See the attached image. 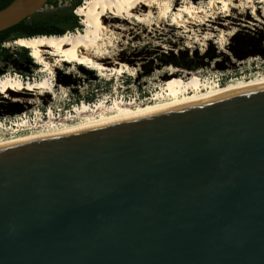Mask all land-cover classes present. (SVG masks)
Returning <instances> with one entry per match:
<instances>
[{
  "label": "water",
  "instance_id": "95a60500",
  "mask_svg": "<svg viewBox=\"0 0 264 264\" xmlns=\"http://www.w3.org/2000/svg\"><path fill=\"white\" fill-rule=\"evenodd\" d=\"M0 264H264V82L0 147Z\"/></svg>",
  "mask_w": 264,
  "mask_h": 264
},
{
  "label": "rangeland",
  "instance_id": "374dc122",
  "mask_svg": "<svg viewBox=\"0 0 264 264\" xmlns=\"http://www.w3.org/2000/svg\"><path fill=\"white\" fill-rule=\"evenodd\" d=\"M84 1L47 0L32 17L61 22L66 12H76ZM225 1L227 6L224 7L222 0H155L138 10L140 19L107 20L108 30L102 37L100 51L90 50H93V55L104 57L102 61L107 69L103 71L75 62L58 61L57 56L48 53L45 54L50 56L52 72L45 70V64L31 55L30 61L21 64L19 46L14 44V40L6 41L3 45L7 54L0 58V79L6 75L13 76V73L24 78L48 77L53 87L51 91L37 95L0 94V115L48 105L62 106L61 115L68 114L71 101L62 103L65 91L72 102L83 99L84 103L102 102L110 109L119 103L123 108H133L154 102V96L158 102L171 81L190 82L199 78L211 82L216 70L240 76L223 84L264 75V0ZM77 3L80 4L76 6ZM185 5L192 6L196 12L193 15L181 12V20L174 19L179 8ZM165 10L167 12L164 13ZM172 54H187L196 68L190 70L165 61L164 55ZM169 66L182 69L187 76L196 72L201 78L195 73L187 79L178 77L176 73L169 74ZM115 67L121 71H116ZM150 95L151 98L143 99ZM133 98H137V102L132 101ZM138 99L142 101L138 102ZM70 113L73 115L72 111Z\"/></svg>",
  "mask_w": 264,
  "mask_h": 264
},
{
  "label": "bare ground",
  "instance_id": "6f19581e",
  "mask_svg": "<svg viewBox=\"0 0 264 264\" xmlns=\"http://www.w3.org/2000/svg\"><path fill=\"white\" fill-rule=\"evenodd\" d=\"M222 1L224 7L227 6L226 1ZM154 2L155 0H85L77 7L75 12L81 17V24H83L82 30L68 32L63 35H39L29 38H19L14 41V44L28 48L30 55L39 62L44 63L45 70L51 72L53 68L50 63V56H47L45 53L57 56L58 61L75 62L103 71L107 69V66L102 61L104 57L95 56L92 54V51H100L98 49L102 46H100L102 37L104 32L108 30L106 21L111 18H121L128 21H132L133 18L140 19L137 14L138 10L142 8V6ZM165 12H167V10H165L164 13ZM181 12L193 15L196 11L192 6L185 5L179 8L174 19L181 20ZM91 49L93 50L90 51ZM116 71H121V68H116ZM198 79L190 82L171 81L165 91L166 93L161 95L162 99L158 102L156 101L157 97L154 96V102L150 101L142 106L136 105L133 108H129V106L123 108L121 103H119L115 108H111L112 110L114 109L113 113H111L112 110L108 106L102 104V102H97L95 104L82 102L81 105L74 107L73 115L71 113L67 115V119L75 117L74 121L62 120L60 123H56L52 115H50L49 121L47 122L48 126L44 130L2 139L0 140V147L14 146L35 139L80 130L95 123L112 120L148 109L183 104L217 92H227L246 88L263 83L264 75L247 79H238L219 85L214 84L213 81L208 82ZM167 83L168 82H166V86ZM51 90L52 81L48 77L33 82H25L17 76L11 75H6L0 79V94L10 95L11 92H15L37 95Z\"/></svg>",
  "mask_w": 264,
  "mask_h": 264
},
{
  "label": "built area",
  "instance_id": "2783aa9c",
  "mask_svg": "<svg viewBox=\"0 0 264 264\" xmlns=\"http://www.w3.org/2000/svg\"><path fill=\"white\" fill-rule=\"evenodd\" d=\"M168 70H169V74L176 73L178 74V77L183 78V79H187L194 73L200 77V75L196 72H190V76H187L184 73L185 71L177 67L169 66ZM182 71L183 73H181ZM12 75L17 76L24 81H29V80L34 81V80L40 79L36 77L30 78L29 76H25L24 78L22 75L18 73H13ZM239 77L232 76L230 72L216 70L211 76L210 81H213L214 84L219 85V84H223L229 80H232L234 78H239ZM63 97H64V100H63L64 102L62 101L63 104H68V102L71 101L69 110L72 111L73 114H74V107L81 105L82 102H85V100L83 99L79 100L78 102L77 101L72 102V99L70 98L69 93L66 91L63 92ZM150 97L151 95L144 96L143 99L147 100ZM136 99L133 98L132 101H136ZM139 101H142V100L138 99V102ZM87 103L92 104L90 102H87ZM62 108H63L62 106L59 107V106H52V105L41 106V107L39 106L29 111H21V112H17L13 114L0 115V140L16 137L21 134L36 132L38 130H44L48 126L47 122L49 121L50 115H52V118L54 122L56 123H60L62 120L74 121L75 117L67 119V115H70V111L68 112V114L61 115Z\"/></svg>",
  "mask_w": 264,
  "mask_h": 264
},
{
  "label": "trees",
  "instance_id": "16d2710c",
  "mask_svg": "<svg viewBox=\"0 0 264 264\" xmlns=\"http://www.w3.org/2000/svg\"><path fill=\"white\" fill-rule=\"evenodd\" d=\"M11 1L12 0H0V9L8 5ZM79 4L80 3H77L76 6H78ZM32 15L24 18L17 24L0 31V58L4 57L7 54V48H5V46L3 45L6 41H15L19 38H29L39 35H63L65 33H68L67 31H74L76 29L81 30L83 27L80 22V17L72 12V10L65 13L61 22L37 20L33 18ZM19 49L22 56L21 59L23 60L21 61V64L25 63L28 60L30 61L31 57L29 54V49L21 46H19ZM164 57L167 58V60L165 61L174 65H178L190 70L196 68L195 62L191 58H189L187 54H180L179 56H175L173 54L164 55Z\"/></svg>",
  "mask_w": 264,
  "mask_h": 264
}]
</instances>
